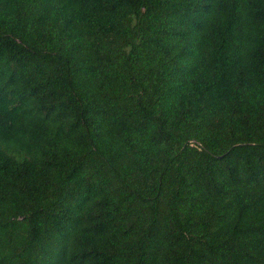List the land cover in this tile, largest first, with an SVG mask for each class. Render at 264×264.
<instances>
[{
	"label": "trees",
	"instance_id": "16d2710c",
	"mask_svg": "<svg viewBox=\"0 0 264 264\" xmlns=\"http://www.w3.org/2000/svg\"><path fill=\"white\" fill-rule=\"evenodd\" d=\"M0 264H264V0H0Z\"/></svg>",
	"mask_w": 264,
	"mask_h": 264
}]
</instances>
